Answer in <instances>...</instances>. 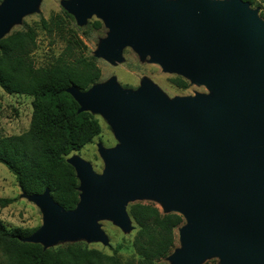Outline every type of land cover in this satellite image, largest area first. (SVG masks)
Segmentation results:
<instances>
[{
	"label": "water",
	"instance_id": "water-1",
	"mask_svg": "<svg viewBox=\"0 0 264 264\" xmlns=\"http://www.w3.org/2000/svg\"><path fill=\"white\" fill-rule=\"evenodd\" d=\"M41 0H2L0 40ZM76 23L96 16L108 29L95 57L142 61L178 74L209 93L169 97L149 78L136 89L116 77L67 92L78 112L101 115L117 140L98 144L101 172L67 159L79 202L66 210L47 188L22 195L43 221L25 243L44 249L84 240L110 245L101 220L135 229L130 201L151 198L178 213L181 246L170 264H264V19L246 0H62Z\"/></svg>",
	"mask_w": 264,
	"mask_h": 264
},
{
	"label": "trees",
	"instance_id": "trees-1",
	"mask_svg": "<svg viewBox=\"0 0 264 264\" xmlns=\"http://www.w3.org/2000/svg\"><path fill=\"white\" fill-rule=\"evenodd\" d=\"M35 47L32 28L0 40V86L9 94L34 97L29 129L20 135L0 133V163L15 175L22 192L41 194L49 188L56 202L72 210L79 202V180L66 157L92 143L101 126L92 113L78 112L80 106L67 89L75 84L88 90L100 82L101 71L93 57L70 59L66 54L37 67L31 56ZM178 83L187 87L181 79ZM13 201L0 197L2 207ZM128 211L136 226L129 258L120 254L127 249L122 243L112 254L84 240L44 249L41 244L21 241L37 228H10L0 220L2 264H167L165 259L176 248V231L185 222L183 216L164 213L153 202L132 203Z\"/></svg>",
	"mask_w": 264,
	"mask_h": 264
},
{
	"label": "rangeland",
	"instance_id": "rangeland-1",
	"mask_svg": "<svg viewBox=\"0 0 264 264\" xmlns=\"http://www.w3.org/2000/svg\"><path fill=\"white\" fill-rule=\"evenodd\" d=\"M61 2L62 0H41L36 12L24 16L5 35L7 37L17 31H25L28 28L34 29L36 32V47L31 56L37 67L48 66L65 54L70 59H74L76 56L93 57L96 59L101 71L100 82L116 77L118 83L123 87L136 89L140 86L142 79L149 78L171 98L175 96H194L196 92L209 93L205 87L192 85L189 80L178 74L164 72L159 65L150 63L148 59L142 61L131 48L124 50V59L121 62L112 63L95 57L100 39L107 36L108 29L96 16L88 19L86 25H78L74 16L68 14ZM251 7L257 9L259 16L264 19V0H253ZM178 79L186 82L187 87L179 85ZM33 101V96L9 94L0 86L1 135H20L29 129L33 113ZM93 115L101 126L100 133L92 143L68 155L66 161L69 157L78 155L90 162L95 171L101 172L104 165L98 153V144L102 143L106 147H113L117 144V140L107 121L99 114ZM0 197L14 199L11 204L5 207L0 205V220L8 227L35 229L41 226L43 213L40 207L22 195L15 175L2 163H0ZM138 201L153 202L161 211L164 210L159 201L148 197L130 201L127 209L130 204ZM100 223L110 239V245L104 246L101 242H92L88 245L112 254L114 252L113 248L122 243L127 249L121 251L120 254L125 259L129 258L134 251L130 246V242H132L136 230L125 232L110 220H101ZM176 234V247L178 248L181 246L178 230ZM165 261L170 264L167 258ZM212 261L218 263L219 260L218 258H210L202 264H211ZM0 264H2L1 256Z\"/></svg>",
	"mask_w": 264,
	"mask_h": 264
}]
</instances>
